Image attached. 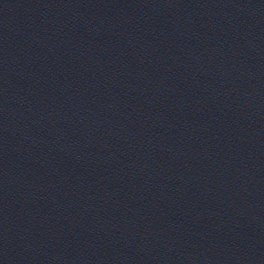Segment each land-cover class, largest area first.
Here are the masks:
<instances>
[{"label":"water","instance_id":"obj_1","mask_svg":"<svg viewBox=\"0 0 264 264\" xmlns=\"http://www.w3.org/2000/svg\"><path fill=\"white\" fill-rule=\"evenodd\" d=\"M0 264H264V0H0Z\"/></svg>","mask_w":264,"mask_h":264}]
</instances>
